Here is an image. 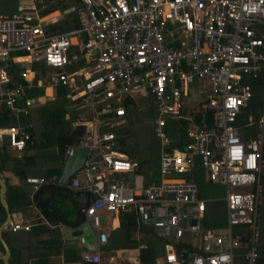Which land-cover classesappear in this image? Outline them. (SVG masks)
Listing matches in <instances>:
<instances>
[{"label": "built area", "instance_id": "obj_1", "mask_svg": "<svg viewBox=\"0 0 264 264\" xmlns=\"http://www.w3.org/2000/svg\"><path fill=\"white\" fill-rule=\"evenodd\" d=\"M47 7L44 0H21L15 12L0 14V106L16 121L1 129L9 147L23 149L31 125L19 117L42 103L26 91L64 87L84 111L72 122L82 125L81 138L64 155L86 148L68 187L90 194L84 217L98 245L109 236L110 219L125 213L163 239L153 262L141 263L136 255L130 264H233L235 256L255 264L264 108L256 123L244 110L248 80L264 74V0H80L71 8L77 26L61 31L46 27ZM37 61L43 72L31 67ZM191 86L200 87L194 110L184 106ZM139 89H146L154 107L158 178L147 176L132 187L138 160L117 148L113 129L124 122V102ZM176 119L188 121L178 146L166 131ZM196 162L205 180L224 189L222 228L202 224L206 201L188 177ZM56 179L26 177L33 189ZM100 214L110 221L107 228L99 227ZM237 225L249 232L245 239L233 234ZM29 227L21 218L8 220L11 231ZM185 232L197 237L201 251L181 240ZM99 259L98 251L82 254L85 262Z\"/></svg>", "mask_w": 264, "mask_h": 264}, {"label": "trees", "instance_id": "obj_2", "mask_svg": "<svg viewBox=\"0 0 264 264\" xmlns=\"http://www.w3.org/2000/svg\"><path fill=\"white\" fill-rule=\"evenodd\" d=\"M1 2H6L7 0H0ZM11 2V10L9 12L3 13V14H11L16 11V7L19 4V0H8ZM48 7L46 8L44 13H48L52 10L57 9L56 7H60L61 9L68 7L69 3H63L61 4L57 0L55 1H47ZM80 2V0H73V2H70L71 5H77ZM70 14H73L72 12ZM73 26H77V22L75 18L72 19ZM50 25V24H48ZM47 26V25H46ZM50 28V27H48ZM56 30H64L65 28H54ZM52 29V30H54ZM83 41V38H82ZM77 51L74 50V53ZM32 68L38 69L40 72H43L44 66L41 62H33ZM250 84V91H251V97L249 100V103L244 110L245 113H251L253 122L256 123L257 119L259 118L260 114L262 113L264 108V74L257 76L256 78H251L248 80ZM66 88L61 86L55 87V97L53 99H49L43 103V105H40L39 107H36L33 109L29 114V116H20V121L22 123H30L31 127L30 130V137L26 140L25 145L23 149L20 151L21 154L19 157H15L12 159L11 167H9L10 163H7L9 159L7 147L9 146L7 141H3L1 147H0V172H3L5 170H10L12 174L18 177V180L20 181L17 185H10L6 182L5 185V193L4 198L8 204L9 211L10 212H16V211H24L28 208V206L31 204V201L29 199V193L30 190H22L21 183L25 181V178L27 177L28 171H30L29 166L34 161V158L37 156V154H42L44 152L40 149H46L45 146L50 144L51 142H54V149L56 153V158L60 162L64 161V151L67 146L70 145H76L78 141L81 138L82 135V125H72V122L76 120L77 118L82 116V113L84 112L82 108L78 106L77 100H72L70 98L65 97ZM42 89L41 88H32L30 90L26 91V96L29 97H35L39 94H41ZM150 98V96H149ZM151 99V98H150ZM133 106V100L131 98H127V100L124 102V106L126 107L125 112V118L127 117L128 113V107ZM186 112V109H184V113ZM206 116L208 115L207 112ZM31 114H34L31 116ZM124 118V119H125ZM12 117L8 115L7 111L0 106V128L13 125L15 124L12 122ZM34 119L39 121L40 126L37 130V132L34 131ZM193 119L196 122H200L201 117L199 113H196L193 115ZM207 120V118H206ZM242 121V120H240ZM33 122V123H32ZM208 122V120H207ZM124 123V122H123ZM123 123L120 124V126H117L113 129L117 141V148L124 152L128 158H134L136 157V153L131 151L130 149H125V140L127 138V134L129 135V130L123 126ZM188 124L187 120L184 119H176L171 120L170 125L166 127L167 133L172 135L175 138V145L178 146L181 143L185 141L183 134L185 132V128ZM254 131L253 127H250L248 129V134L252 135ZM242 138L246 137L244 134V129L241 130ZM40 152V153H39ZM47 152V151H46ZM45 152V153H46ZM32 161V162H31ZM156 165V167H155ZM28 169H27V167ZM146 166V167H145ZM149 167L147 170L146 168ZM144 168L146 170H144ZM28 171H27V170ZM53 172H59L58 169L50 168L45 171V175H51ZM138 172L148 173V177L151 179H157V163L155 161L154 155H150L147 157L141 156L138 160ZM47 177V176H44ZM188 177L192 178L197 186H198V196L202 197L205 195V191L203 189V173L201 167H199V164L196 162L194 165V170L191 175ZM206 180H204L205 182ZM258 182L260 184V195H259V201L256 205L257 213H258V242H257V259L255 264H264V144L261 147V153H260V161H259V175H258ZM224 203V202H223ZM39 207L41 209L42 214L47 217V220L54 222V220H59L60 216L63 217V215L59 214V212H56V210H48V205L46 203H39ZM225 212V207H224ZM55 214V215H53ZM57 215V216H56ZM210 216H212L211 212L209 211V208H207L205 203V210L204 215L202 219V224L205 227H210L214 229L222 228L225 226V216L222 220H216L211 221ZM5 217V212L3 207L0 204V223L3 221ZM120 221L123 224V229H133L135 228V218L131 214H125L122 213L119 215ZM45 226V225H44ZM46 227V226H45ZM6 228V227H4ZM1 230V236L5 240V242L8 241L7 234L9 232H12L10 229ZM35 227L34 229H36ZM145 233H149L150 235L145 238V248L141 249L139 251V261L141 263H150L153 262L154 257L159 253L160 251V244L163 239H161L159 236L156 235V232L153 229H143ZM16 232V231H14ZM12 232V233H14ZM34 232V231H33ZM125 233V236L129 238V233ZM233 234L239 235L242 239H245V234L248 235L249 232L244 229V226L237 225L234 227ZM244 234V236H243ZM238 252H240L239 249H237ZM0 253L3 254V248L0 244ZM12 254V253H11ZM8 258V262L10 264H26L23 262V257L21 256H14L12 254ZM17 254V253H16ZM14 256V257H13ZM79 258V256L77 257ZM0 264L2 263V259L0 257ZM233 264H243V260L239 256H235L233 259Z\"/></svg>", "mask_w": 264, "mask_h": 264}, {"label": "crops", "instance_id": "obj_3", "mask_svg": "<svg viewBox=\"0 0 264 264\" xmlns=\"http://www.w3.org/2000/svg\"><path fill=\"white\" fill-rule=\"evenodd\" d=\"M3 13L6 12H1L0 14ZM54 14H56V11H52L46 16H50V15L52 16ZM57 14L58 15H56L53 18L45 20L47 24H50L46 26L47 28L50 27L48 28L49 30L57 28L51 24V23H55L54 20L61 16L59 15V12ZM72 26L73 24L69 25L68 28H72ZM74 41L76 42V39H74ZM32 88L42 89L41 94L38 95L41 96L42 103L38 104L37 106L31 107L27 114H29L36 107L43 105L45 101L52 99L55 91V87L46 84ZM46 88H49L50 90L49 94L45 93ZM32 115L34 114H31V116ZM11 120L16 124V121L13 118ZM1 129L2 127L0 128V135L2 137L0 144L2 145L5 136L2 133ZM6 151L8 152V157L10 159L7 161V163H10L9 167H11L12 159L15 157H19L21 152L15 151L13 149L8 150V147ZM43 151L44 152H42V154L40 152H39L40 154H37L33 162L31 161L32 163L29 166L30 171H28L29 169L26 166L28 169V170L26 169L28 171L27 177L28 176L49 177V175H45L46 170L50 168H54V169L59 168L58 173L57 172L52 173L57 175L58 177L64 161L60 162L59 160H57L56 153L54 154V157L50 159L46 150ZM65 157L66 156L64 155V159ZM133 159H135V157ZM139 173L143 176L146 177L148 176L147 172L146 173L139 172ZM0 178H3L5 185L6 182L9 183L10 185H17L20 183L18 177L12 174L10 170H5L3 172H0ZM56 180L54 183H50V182L43 183L35 189H33L31 183L26 181V178L25 181L20 184L22 190H30L29 199L31 201V204L24 211H16V212L9 211L10 218L12 219L16 217L21 218L24 221V223L29 224L30 227L28 230L20 229V230H16V232L12 231L14 233L9 232L7 234L8 241L6 242V244L9 248L10 254L12 253L14 256L21 255L23 257V262L26 264H94L82 260V254L87 251H92V252L98 251L100 259L99 262L96 264H130L132 262V258L136 255L138 256L139 251L146 247L144 238L148 237L150 234L148 232L145 233L143 229H150L151 227L148 225H140L137 223L135 224L134 232L132 231L131 233L127 232L129 233V238H127V236H123V240L119 244L118 248L115 250L116 251L115 253L113 252V249L107 246V240L104 244L98 245L96 234L92 229H90L91 227L87 223V220L84 217V213L81 211V208L83 207L87 199L86 192L80 190L79 188H69L68 184L70 183L71 179L69 180V183L65 186L68 188V190H65L64 188L61 189L55 188L57 187ZM82 184L83 181L80 179V185ZM40 202L46 203L48 205L47 207L48 210L54 209L56 210V212H59V214L63 215V217L60 216L59 217L60 219L56 221L54 220V222H52V220L48 221L47 218L41 212V209L39 207ZM120 214H117L110 219L112 227L108 238H110L113 232L115 231L121 230V233L127 231V229L122 228L123 224L120 221V217H119ZM100 215L104 216L106 220V224L99 227L107 228L110 224V221L107 219V217H105L104 214H100ZM114 219H116V222ZM61 225H67L71 227L73 229L72 234H80L81 240L84 243V245L92 244L93 241L96 242V248L94 250H86L81 246V243L79 241L72 239H68V240L64 239L60 231ZM35 227L37 228L34 229ZM91 231L93 232V235H91ZM140 238H142L143 241L140 242ZM188 247L193 251H201L199 242L198 244L195 245L189 244ZM78 256L79 258H77ZM0 257L2 259L1 253H0Z\"/></svg>", "mask_w": 264, "mask_h": 264}, {"label": "rangeland", "instance_id": "obj_4", "mask_svg": "<svg viewBox=\"0 0 264 264\" xmlns=\"http://www.w3.org/2000/svg\"><path fill=\"white\" fill-rule=\"evenodd\" d=\"M21 1V0H20ZM47 1H57V0H47ZM61 4L63 3H69L73 2V0H60ZM68 5V6H69ZM57 10L61 13V16L55 19V23H51L54 27L57 28H65L71 25L73 14H65L60 7H56ZM67 9L66 7L63 8ZM11 10V2L8 0L6 2L0 1V13L1 12H9ZM57 14L50 15V16H44L45 20L55 17ZM198 84H203V82L198 81ZM200 88L198 86H191L189 91V98H184L185 101V108L186 109H196L199 105L200 97L196 94V90ZM46 94L50 93L49 88H46L45 90ZM65 96V95H64ZM133 106L131 105L128 108L127 117L124 119L123 126L126 127L129 130V135L127 134V138L125 140V149H130L131 151L136 153L135 159L139 160L141 156L147 157L151 154L154 155L155 161L157 163L158 159V153H159V142L158 139L155 137L153 133V118H154V107L151 102V99L149 98V95L145 90L139 89L136 91V93L133 95ZM55 97V94H53L52 99ZM66 97V96H65ZM40 126L39 121L34 119V131L37 132L38 128ZM120 126V124L118 125ZM6 138H4V141ZM54 142H51L50 144L46 145V149H40V150H46L47 154L50 159L54 157L55 149H54ZM8 146V150H11ZM146 167V166H145ZM156 167V165H155ZM147 170L149 167L146 168ZM144 168V170H146ZM82 179V178H81ZM204 179V176L202 177ZM205 180V179H204ZM203 180V189L205 191V195L202 196L203 199L206 201V206L209 208V211L211 212L212 216H210L211 221L216 220H222L225 216L224 212V203L222 201V197L224 195V189L219 184H214L210 181ZM140 181H147V177L136 174L135 181L130 184L132 187H136L138 185V182ZM106 220L103 215L99 216V225H105ZM91 229V228H90ZM134 232L133 229L128 230L129 233ZM127 231H124L121 233V230L113 232L110 238H107V246L113 249V252L115 253L116 249L118 248L119 244L123 240V236H125V233ZM220 234H223V232H219ZM91 235H93V232L91 231ZM145 240V238H144ZM182 241H187L190 244H198V239L195 235L190 234L188 232H185L183 236L181 237ZM143 241L142 238H140V242Z\"/></svg>", "mask_w": 264, "mask_h": 264}, {"label": "water", "instance_id": "obj_5", "mask_svg": "<svg viewBox=\"0 0 264 264\" xmlns=\"http://www.w3.org/2000/svg\"><path fill=\"white\" fill-rule=\"evenodd\" d=\"M2 137L0 135V143H1ZM1 146V144H0ZM86 155V148L85 147H72L63 162L62 169L57 177L56 180V186L55 188H64L65 190H68L67 187H65L73 175V173L83 164V161L85 159ZM133 173H129V179L132 178ZM4 193H5V183L3 181V178H0V204L4 209L5 212V217L3 221L0 223V244L3 248V254H2V263L3 264H10L8 262V258L10 256V251L9 248L4 241V239L1 236V230L4 227L8 226V220L10 218V212H9V207L8 204L4 198ZM87 199L81 208V211L84 213V209L87 207L89 202L91 201V196L86 192ZM47 218V217H46ZM194 222V221H191ZM60 231L62 233V236L64 239H72V240H77L81 243V246L85 248L86 250H94L96 248V242L93 241L92 244L89 245H84V243L81 240L80 234H72L73 229L67 225H61L60 226ZM95 246V247H94ZM207 247V246H206Z\"/></svg>", "mask_w": 264, "mask_h": 264}, {"label": "clouds", "instance_id": "obj_6", "mask_svg": "<svg viewBox=\"0 0 264 264\" xmlns=\"http://www.w3.org/2000/svg\"><path fill=\"white\" fill-rule=\"evenodd\" d=\"M74 6H76V5H74ZM73 5H69L68 7H66L67 9H62V11L65 13V14H67V15H69L71 12L73 13V18H75V16H74V12H73V9H71L72 7H74ZM52 11H56L57 13L59 12L57 9H55V10H52ZM52 11H50V12H48V13H44V15L46 16V15H48L49 13H51ZM59 15H61V13L59 12ZM76 20V19H75ZM74 27H76V26H74ZM68 27H65V29H67ZM72 28H73V26H72Z\"/></svg>", "mask_w": 264, "mask_h": 264}, {"label": "bare ground", "instance_id": "obj_7", "mask_svg": "<svg viewBox=\"0 0 264 264\" xmlns=\"http://www.w3.org/2000/svg\"><path fill=\"white\" fill-rule=\"evenodd\" d=\"M115 220V222H116V219H114ZM115 224V223H114Z\"/></svg>", "mask_w": 264, "mask_h": 264}]
</instances>
